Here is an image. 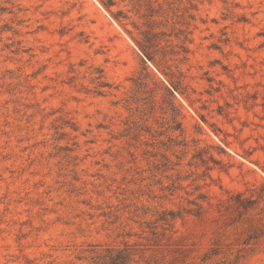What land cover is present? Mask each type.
I'll use <instances>...</instances> for the list:
<instances>
[{
	"label": "rangeland",
	"instance_id": "rangeland-1",
	"mask_svg": "<svg viewBox=\"0 0 264 264\" xmlns=\"http://www.w3.org/2000/svg\"><path fill=\"white\" fill-rule=\"evenodd\" d=\"M0 264H264V0H0Z\"/></svg>",
	"mask_w": 264,
	"mask_h": 264
}]
</instances>
